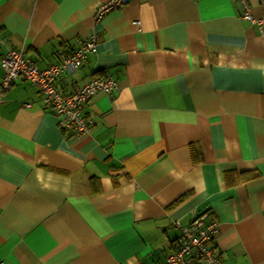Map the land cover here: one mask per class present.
<instances>
[{
	"label": "crops",
	"instance_id": "crops-1",
	"mask_svg": "<svg viewBox=\"0 0 264 264\" xmlns=\"http://www.w3.org/2000/svg\"><path fill=\"white\" fill-rule=\"evenodd\" d=\"M103 1L0 0V56L44 68L96 32L55 86L117 83L74 135L0 68L2 264H153L195 217L217 223L223 264H264V24L237 0H128L94 23Z\"/></svg>",
	"mask_w": 264,
	"mask_h": 264
},
{
	"label": "built area",
	"instance_id": "built-area-1",
	"mask_svg": "<svg viewBox=\"0 0 264 264\" xmlns=\"http://www.w3.org/2000/svg\"><path fill=\"white\" fill-rule=\"evenodd\" d=\"M242 8L241 17L259 28L264 24V0H259L262 6L260 17H254L250 12L248 0H237ZM128 0H105L93 12L94 23L99 22L110 11L125 5ZM98 35L92 32L88 38L80 41L79 46L71 51L58 50L57 62L44 68L27 60L24 52L8 49L0 56V68L3 70L1 80L2 90L8 89L14 81L22 77L27 79L42 95V101L51 112L60 115L63 129L74 135L87 133L91 128V120L82 112L83 104L93 95L109 93L116 88V80L111 76H95L80 87L63 93L56 86V78L66 69H77L94 53ZM1 45V40H0ZM24 106H28L25 104ZM179 236L171 251L163 260L153 264H223L215 245L217 238V223L213 220L193 218L188 224L182 225L174 221ZM0 259V264H2Z\"/></svg>",
	"mask_w": 264,
	"mask_h": 264
}]
</instances>
